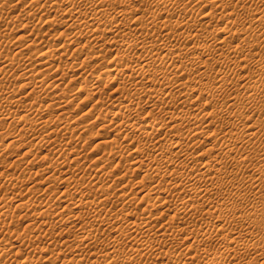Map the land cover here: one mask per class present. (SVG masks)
Wrapping results in <instances>:
<instances>
[{
  "label": "bare ground",
  "instance_id": "6f19581e",
  "mask_svg": "<svg viewBox=\"0 0 264 264\" xmlns=\"http://www.w3.org/2000/svg\"><path fill=\"white\" fill-rule=\"evenodd\" d=\"M4 165L0 264H264V0H0Z\"/></svg>",
  "mask_w": 264,
  "mask_h": 264
},
{
  "label": "rangeland",
  "instance_id": "374dc122",
  "mask_svg": "<svg viewBox=\"0 0 264 264\" xmlns=\"http://www.w3.org/2000/svg\"><path fill=\"white\" fill-rule=\"evenodd\" d=\"M138 3V2H137ZM137 3H133L132 4V2H129V4L130 5H137ZM18 10V9H17ZM17 10H15V9H13L12 10V13H13V15H15V14H17V13H15V12H17ZM15 13V14H14ZM220 22V21H219ZM219 22H216V23H213L212 25H211V28L214 26V24H218L217 26L215 25L214 27H220V26H223L224 25V21H221L222 23H219ZM31 24V23H30ZM220 24V25H219ZM31 25H29L28 24V27L26 28V30L29 28V29H31V27H30ZM33 26V25H32ZM75 27L74 28H72V29H66V28H64L65 26H63V25H55L54 26V28H52V31L51 30H47L46 29V31L47 32H49L48 33V37L46 38V39H48V41L50 42V43H60V42H65V39L66 38H68L69 37V35H68V33L70 32V31H72V30H74L75 28H77V27H79L78 25H74ZM35 27V29H37V30H35L34 32H36V33H34L33 32V34H32V36H30L31 38H33L34 37V35H37V33H38V30H39V32L41 31L42 32V30H45V28L43 27V29L41 28L42 27V25L41 24H38L37 25V27H36V25L34 26ZM40 29H42V30H40ZM66 29V36H64V35H62V36H60L59 38L57 37L58 36V33H55L57 30H65ZM50 31H51V34H50ZM26 31L24 30V31H22V30H20L19 32L17 31V32H13V33H11L10 34V36L11 37H13V36H15V35H17V34H23L24 36L25 35H27V33H25ZM40 32V33H41ZM49 34H50V36H49ZM58 39H57V38ZM27 38H29V36H26V38H25V40L24 39H22V40H19L20 41V43L18 42L17 43V41H16V43L19 45V44H22V42L21 41H23V43L26 41V39ZM88 38V36H85L83 39H79V42H81V43H83V42H85V40ZM92 38V37H91ZM30 39V38H29ZM34 39V38H33ZM32 40V39H31ZM67 40V39H66ZM15 43V42H14ZM62 44V43H61ZM14 46H16V45H14ZM14 46L13 45H10L9 47H8V49L10 48V47H12L10 50H14ZM76 47V46H75ZM74 46H72V47H68L67 49H69V51L71 52L72 50H73V48H75ZM106 49H108V48H106ZM101 50H104L103 52H105V49L104 48H102ZM56 63H58V62H56ZM107 64V62H105V63H103V66H105ZM92 66H93V64H91V65H88V66H86V67H84L80 72H79V74H78V76H80L79 78H82V79H89V80H93V79H90V77H91V75H92V73H93V71H94V69H92ZM98 69L100 70H98V72H97V69L95 70V72L97 73V74H100L105 80V82L103 81V83H102V85H104L103 87V89H102V91L101 92H104L103 94H102V97L101 98H103V96H104V98H106V97H108V96H105V94H109L110 92H111V87H113V90L115 89V87H117L116 85L115 86H106L107 85V83H110V81H113V76H107L106 74H104V73H101L103 70H102V68L101 67H98ZM16 72H19V71H16ZM96 74V75H97ZM103 74V75H102ZM58 77V76H57ZM18 80H20V81H22V79H17L16 80V82L18 81ZM108 81V82H107ZM64 82V83H63ZM60 85H59V87H60V89H64L65 87L66 88H68L69 90H71V91H73V92H70V94H72V95H75L76 97L78 96V97H80L81 99H75L74 100V102L73 103H70L69 105H68V109H70V114H73V116L75 117V119H77V118H79L78 119V121L80 122V123H82L81 121L83 120V119H80V117L83 115V112L85 113V112H88V110L90 109V106L94 103V101L97 99V98H99L98 96L101 94V93H99V94H97L96 96H93V98H92V96H90V99H87L86 98V96H87V94H88V92L87 93H85L86 91H79V89H77V88H79L78 86H79V83L81 82L79 79H77L76 81H74V83H71V84H66V82H68L67 80L66 81H63ZM18 83H19V81H18ZM59 83V82H58ZM106 85H105V84ZM64 84H66L67 86H65ZM70 85V86H69ZM65 86V87H64ZM59 87L58 88H56V89H54L56 92L58 91L57 89H59ZM64 87V88H63ZM105 87H108V88H106L105 89ZM159 87V84H156V85H154V87H152V88H158ZM76 88V89H75ZM75 91H74V90ZM26 89H23V90H21V91H25ZM79 91V92H78ZM133 92V91H132ZM50 98L48 99L47 98V100L46 101H50V100H52L53 98H51L52 97V95L51 96H49ZM160 97V96H159ZM159 97H156V98H159ZM87 101H85L84 99ZM94 98H95V100H94ZM155 98V99H156ZM84 101H83V100ZM92 99V100H91ZM78 103V109H77V107L75 106L76 105V103ZM96 102V101H95ZM83 103V104H82ZM221 103V102H220ZM75 104V105H74ZM109 104V105H108ZM106 106L105 107H108V108H111V107H114L115 108V106H117L118 107V105H117V103H115L114 102V104H113V102H111V103H106L105 104ZM110 106V107H109ZM74 109H73V108ZM76 107V108H75ZM76 109V110H75ZM143 110H141L140 111V115L139 116H141V117H138V116H136L135 117V120L136 121H139V120H141L142 118H144V116H146L145 114L147 113V110L149 109V108H147V107H144V108H142ZM145 109H147V110H145ZM75 110V111H74ZM74 111V112H73ZM155 111H157V112H155ZM154 111V113H153V116H152V118L150 117V120H149V118H147L146 120L147 121H149V122H152V121H155V122H160V121H162V120H164L165 118H166V116H165V118H164V115L163 114H165L164 112H158V110H155ZM94 112V113H93ZM145 113V114H143V113ZM198 112V111H197ZM92 114H88L86 117L87 118H89L88 120V124H89V127L87 128V130H85L83 133H81V135H82V137L83 138H85V137H87V141H88V144L86 145V149H85V157H87L88 159H90V158H92V156H93V154L95 155V152L96 151H92L93 149L92 148H94V145L96 144V143H98V141L101 139V136H91V134H90V130L91 129H93V127H95L96 128V126H98L101 122H103V119H101V120H96V121H93L94 120V116L97 114V112L96 111H92L91 112ZM142 113V114H141ZM163 113V114H162ZM162 115V116H161ZM166 115V114H165ZM80 116V117H79ZM72 117V116H71ZM91 117H93V119H91ZM138 117V118H137ZM157 117V118H156ZM161 118V119H160ZM138 119V120H137ZM153 119V120H152ZM81 120V121H80ZM93 121V122H92ZM148 122V123H149ZM92 123V124H91ZM144 123H147V122H144ZM97 130V128L94 130V131H96ZM183 131V133H181L180 131H178L175 135H177V136H179V134H180V136H186L187 134H186V132H188L186 129H183L182 130ZM185 131V132H184ZM90 134V135H89ZM78 139H76V142L75 143H81L80 141L78 142L77 141ZM81 140V139H80ZM83 141V140H82ZM84 144V143H83ZM53 146H54V144H53ZM258 146H259V144H258ZM253 149H256L257 150V148H252V150H251V153L254 155L255 153H256V150L255 151H253ZM22 149H19V150H13V149H11V150H9V151H13L12 153L13 154H11V152H9L10 154V156L7 158V160L8 161H10V160H12V156H15V154L17 155V154H21L22 152H24L25 150H23V151H21ZM93 152H91V151ZM15 152V153H14ZM254 152V153H253ZM45 153H50L49 151H47V152H45ZM44 153V154H45ZM257 153H259L258 152V150H257ZM87 155V156H86ZM127 155V152H125V154H124V156H126ZM128 156V155H127ZM129 157V156H128ZM127 157V158H128ZM126 158V159H127ZM130 158V157H129ZM128 158V159H129ZM85 159V158H84ZM83 159V160H84ZM86 162H88L87 160H86ZM89 163V162H88ZM128 164V163H127ZM126 164V165H127ZM126 165H124V167H121V168H118V170L119 171H121V172H125L124 170H121V169H123V168H125V170H126V167L128 168V165L126 166ZM261 165H263V164H261ZM126 166V167H125ZM8 165H7V168H6V165H4V166H2V169H0V172H3V171H7L8 170V172H11L10 174H13L14 172H17L16 170H14V169H8ZM251 169H253L252 167H250ZM249 168V169H250ZM6 169V170H5ZM248 169V170H249ZM3 170V171H2ZM117 170V169H116ZM13 171V172H12ZM119 171H117L116 173L118 174L119 173ZM7 173V172H6ZM250 173V172H249ZM9 174V173H8ZM16 174V173H15ZM18 174V173H17ZM131 175L133 176V173H129V175H128V177L130 178V179H134V180H136V179H138V178H136V176L137 175H135V176H133V178L131 177ZM138 177V176H137ZM136 178V179H135ZM134 182V181H133ZM136 182V181H135ZM148 185H149V183H148ZM59 189H61V188H59V187H57L56 188V191H58ZM142 206H144V205H142ZM141 205H140V207H142ZM72 207V206H71ZM155 213H157V211H153L152 212V214H155ZM26 224H27V222H25ZM23 224V225H26V224ZM23 225L22 226H20V225H18V231H20L21 233H23L22 231H23ZM174 225H179V223H175ZM183 224H180V226H182ZM21 227V228H20ZM254 229H255V231H261L262 230V224H259L258 226H254ZM4 236H5V238H8L9 239V237H10V234H8L7 235V233H5V235L4 234H1V236H0V240H2L3 238H4ZM65 236V235H64ZM66 238H67V236H66ZM71 239V238H70ZM44 241H46V239H43L42 241H40L39 242V244H38V241H37V246L39 247H42L44 244H43V242ZM15 244H17V243H15ZM35 244V245H36ZM41 244V245H40ZM186 245V244H185ZM185 245H181V248L179 247V245H178V249H182L183 247H185ZM167 247H168V249H170V250H178L177 249V247H176V249H174L175 247H173V246H169V244H167L166 245ZM165 246V247H166ZM167 247L165 248L166 250H167ZM170 247V248H169ZM172 247V248H171ZM124 250V249H123ZM184 250H185V248H184ZM178 251H180V250H178ZM23 252H25V251H23ZM26 253V252H25ZM25 253H22L23 255L25 254ZM65 254H67V252L65 253ZM17 257H13V259H16Z\"/></svg>",
  "mask_w": 264,
  "mask_h": 264
}]
</instances>
